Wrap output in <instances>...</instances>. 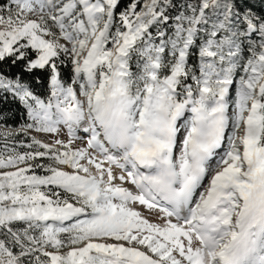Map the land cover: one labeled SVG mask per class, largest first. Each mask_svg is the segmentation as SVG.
<instances>
[{
	"label": "snow or ice",
	"instance_id": "6c2138e0",
	"mask_svg": "<svg viewBox=\"0 0 264 264\" xmlns=\"http://www.w3.org/2000/svg\"><path fill=\"white\" fill-rule=\"evenodd\" d=\"M0 264H264V0H0Z\"/></svg>",
	"mask_w": 264,
	"mask_h": 264
},
{
	"label": "trees",
	"instance_id": "16d2710c",
	"mask_svg": "<svg viewBox=\"0 0 264 264\" xmlns=\"http://www.w3.org/2000/svg\"><path fill=\"white\" fill-rule=\"evenodd\" d=\"M11 72L12 74H15L17 72V69L13 68ZM24 80L30 83V86L32 87L33 91L37 94H43L47 91L48 82L43 74H40V82L38 83L35 81L34 77H30L28 74L24 75ZM4 107L6 109H10L14 114L12 119L8 121V124L11 127H18L19 124L22 123L24 119H26V115L24 113L23 108L19 105L17 101H13L11 96H9L8 103Z\"/></svg>",
	"mask_w": 264,
	"mask_h": 264
},
{
	"label": "rangeland",
	"instance_id": "374dc122",
	"mask_svg": "<svg viewBox=\"0 0 264 264\" xmlns=\"http://www.w3.org/2000/svg\"><path fill=\"white\" fill-rule=\"evenodd\" d=\"M33 135H37V134L33 133ZM44 135H45V134H39V135H38V138H42Z\"/></svg>",
	"mask_w": 264,
	"mask_h": 264
}]
</instances>
